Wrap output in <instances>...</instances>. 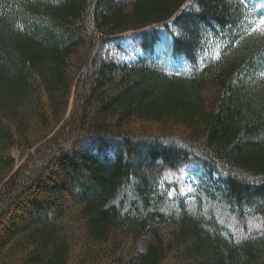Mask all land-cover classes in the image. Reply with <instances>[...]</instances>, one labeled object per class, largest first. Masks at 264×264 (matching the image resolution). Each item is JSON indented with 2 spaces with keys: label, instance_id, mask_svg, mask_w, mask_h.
Instances as JSON below:
<instances>
[{
  "label": "trees",
  "instance_id": "obj_1",
  "mask_svg": "<svg viewBox=\"0 0 264 264\" xmlns=\"http://www.w3.org/2000/svg\"><path fill=\"white\" fill-rule=\"evenodd\" d=\"M256 1L0 0V264H264Z\"/></svg>",
  "mask_w": 264,
  "mask_h": 264
},
{
  "label": "rangeland",
  "instance_id": "obj_2",
  "mask_svg": "<svg viewBox=\"0 0 264 264\" xmlns=\"http://www.w3.org/2000/svg\"><path fill=\"white\" fill-rule=\"evenodd\" d=\"M263 9H264V5H263ZM264 13V12H263ZM262 18H264V15L261 16V17H258L256 20L254 19H250V23H252L251 25H248V30L251 31V32H260V33H264V23H262ZM249 23V24H250ZM13 155L15 156V158L18 160V164L21 163V161H23V157L22 159L20 158L21 157V154L18 150H13ZM185 181V180H184ZM186 188H187V193L190 192L191 190V185L188 183V178L186 180ZM218 218L219 219H222L224 221V223L226 225H229V227L237 234H243V232L245 231V229L247 230H258V229H261V228H264V226H262L261 224H259L258 222H256L255 220H250L248 225L246 226V228H243L241 227L238 223H236V220L235 219H231L230 218H227L226 216V213L223 212V211H219L218 213H216ZM165 228L162 229V231L164 230ZM146 243L145 241L141 242V246L142 247H145Z\"/></svg>",
  "mask_w": 264,
  "mask_h": 264
},
{
  "label": "snow or ice",
  "instance_id": "obj_3",
  "mask_svg": "<svg viewBox=\"0 0 264 264\" xmlns=\"http://www.w3.org/2000/svg\"><path fill=\"white\" fill-rule=\"evenodd\" d=\"M262 23H264V18H262Z\"/></svg>",
  "mask_w": 264,
  "mask_h": 264
}]
</instances>
